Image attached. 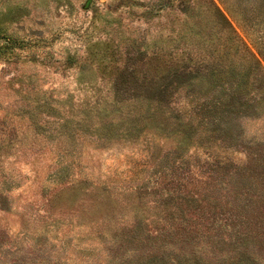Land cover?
<instances>
[{
  "label": "rangeland",
  "instance_id": "1",
  "mask_svg": "<svg viewBox=\"0 0 264 264\" xmlns=\"http://www.w3.org/2000/svg\"><path fill=\"white\" fill-rule=\"evenodd\" d=\"M0 264H264V0H0Z\"/></svg>",
  "mask_w": 264,
  "mask_h": 264
}]
</instances>
